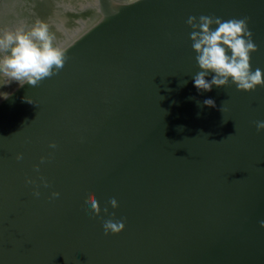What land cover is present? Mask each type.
I'll use <instances>...</instances> for the list:
<instances>
[{"label": "water", "instance_id": "obj_1", "mask_svg": "<svg viewBox=\"0 0 264 264\" xmlns=\"http://www.w3.org/2000/svg\"><path fill=\"white\" fill-rule=\"evenodd\" d=\"M201 15L246 18L264 71V0H0L67 57L0 80V264H264V85L194 86Z\"/></svg>", "mask_w": 264, "mask_h": 264}, {"label": "clouds", "instance_id": "obj_2", "mask_svg": "<svg viewBox=\"0 0 264 264\" xmlns=\"http://www.w3.org/2000/svg\"><path fill=\"white\" fill-rule=\"evenodd\" d=\"M187 23L193 29L190 38L200 69L193 76L198 90L211 91L213 86L234 84L240 91L251 92L258 85H264V71L260 68L253 71L251 67V54L258 48L246 18L222 20L201 15L199 22L195 17H189ZM66 59L64 47L56 42L45 21L37 19L30 26L20 23L13 28H0V80L6 78L9 83L5 85L15 81L20 86H37L45 78L55 75ZM28 102L31 103V100ZM204 104L215 106L211 98L206 99ZM256 127L258 131L264 130V121H257ZM50 147L55 148L56 145ZM43 161L44 158H41ZM34 195L38 197L39 191H35ZM52 196L57 197L59 193L53 192ZM110 203L113 209L119 207L115 199ZM88 208L90 212L101 215L97 200L93 199ZM103 211L105 215H111L107 208ZM261 226L264 227V221H261ZM103 228L105 234H120L125 230V224L108 219L104 221Z\"/></svg>", "mask_w": 264, "mask_h": 264}]
</instances>
